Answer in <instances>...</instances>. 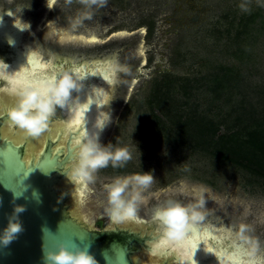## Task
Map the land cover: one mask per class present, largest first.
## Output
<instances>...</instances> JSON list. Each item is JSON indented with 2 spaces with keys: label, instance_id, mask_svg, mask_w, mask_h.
Listing matches in <instances>:
<instances>
[{
  "label": "rangeland",
  "instance_id": "374dc122",
  "mask_svg": "<svg viewBox=\"0 0 264 264\" xmlns=\"http://www.w3.org/2000/svg\"><path fill=\"white\" fill-rule=\"evenodd\" d=\"M2 1L0 16L4 15ZM30 1H36L35 10L17 17L25 28V23L30 25L24 40L34 45L44 61L64 71L97 62L128 69L115 74L99 139L104 144L128 147L132 158L123 167L99 169L94 182L84 186L78 207L112 228L115 222L104 211L106 187L117 177L151 171L155 179L144 193L135 219L151 223L157 207L166 201L188 204L191 189L202 187L207 189L205 219L199 225L231 229L232 236L240 225H246L247 235L259 244L257 256L264 260V179L219 159L213 150L215 145L203 150L196 142L200 126L208 122L215 125L216 136H211L215 144L224 133L243 141L245 132L261 118L242 123L246 125L242 131L234 127V118L224 119L241 100L259 113L256 118L264 114V29L256 30L258 37L246 65L234 59L231 46L224 45L228 42L225 30H231L230 38L234 36V13H248L240 8L245 0H108L84 28L65 36L44 34L45 23L57 18L59 25L67 27L66 18L77 6L59 12L49 10L40 0ZM247 2L250 12H259L264 19V0ZM256 26H260L259 22ZM90 35L97 41L88 42ZM231 65L240 71L239 89H229L226 95L214 99L208 90L209 76L221 66ZM0 102L3 110L6 104L2 99ZM52 118L47 130L54 125L58 132L62 123ZM198 119L196 125L190 124ZM5 123L12 134H21L7 118L0 117V124ZM182 124L183 133L179 129ZM46 139H50L48 133ZM118 224L141 237L146 235L148 243L161 233L156 230L158 223L153 226L156 231L141 223ZM142 253L145 250L137 256ZM165 262L164 259L161 264Z\"/></svg>",
  "mask_w": 264,
  "mask_h": 264
},
{
  "label": "clouds",
  "instance_id": "9594fccd",
  "mask_svg": "<svg viewBox=\"0 0 264 264\" xmlns=\"http://www.w3.org/2000/svg\"><path fill=\"white\" fill-rule=\"evenodd\" d=\"M107 3L108 0H45V6L49 10L58 9L61 12L71 9L73 5L77 7L67 16V27L59 25L57 18L48 20L45 23L44 34L65 36L76 32L84 28L86 22L92 21L96 12L104 8ZM30 7V0H26V6H21L19 12ZM240 8L244 12L251 10L247 0L240 4ZM25 24L27 27L23 30H29L30 25ZM113 70L126 72L128 69L114 63ZM83 87L82 79L68 71H62L54 78L44 79L37 84L20 86L13 92L15 100L4 111V116L27 137H39L48 129L49 120L57 109H64L74 101L77 96L73 97L72 93H79ZM135 147L139 152L136 144ZM131 158L132 153L128 147L116 146L111 142L101 143L99 132H92L86 134L77 144L74 163L65 173L67 177L88 185L94 182L95 174L99 169L109 165L113 168L123 167ZM154 179L151 171L115 178L106 187L107 204L104 211L117 223L135 218L138 205L144 200V193L150 188ZM206 191L205 188L194 187L188 193L192 197L188 204L166 201L155 209L153 217L162 225L164 239L172 244H178L187 233L205 219L203 210L206 205ZM24 210L23 206L16 205L6 217L7 222L0 229V247H7L23 231L19 214ZM248 231V227L242 224L233 235L237 241L247 245L244 255L254 260L260 247L256 240L247 235ZM43 264H98V261L86 248L70 249L61 242L54 248L47 246L43 248Z\"/></svg>",
  "mask_w": 264,
  "mask_h": 264
},
{
  "label": "water",
  "instance_id": "95a60500",
  "mask_svg": "<svg viewBox=\"0 0 264 264\" xmlns=\"http://www.w3.org/2000/svg\"><path fill=\"white\" fill-rule=\"evenodd\" d=\"M1 4L2 10H12L14 7L4 1ZM8 46V51L15 54L16 49L12 48V44L2 41L0 52L7 51ZM5 57L12 59L15 55L6 53ZM0 93L5 91L0 90ZM52 117L61 123L66 119L59 108ZM1 135L0 131V229L5 226L6 217L14 206H23L25 210L19 214L23 231L7 247H0V264H43V248H54L61 242L70 249L86 248L98 264H135L133 254L142 249L148 251L146 235L141 237L140 233L120 227L117 223L112 228L105 227L74 204L68 197L67 189L58 186L66 175L64 166L74 155L69 140L65 142V151L52 153L56 140L46 139L43 149H47L41 161L46 158L55 163L51 167L29 165L32 170L26 176L23 166L13 160V149L20 144L14 145L10 140L1 139ZM15 151L20 160H29L23 157L22 146Z\"/></svg>",
  "mask_w": 264,
  "mask_h": 264
},
{
  "label": "bare ground",
  "instance_id": "6f19581e",
  "mask_svg": "<svg viewBox=\"0 0 264 264\" xmlns=\"http://www.w3.org/2000/svg\"><path fill=\"white\" fill-rule=\"evenodd\" d=\"M45 5V0H40ZM14 13H8L6 17L0 16V41L5 44H12V48L16 49V52L11 51L14 58L10 59V64L6 65L5 61H0V79H4L9 88H12L10 80L17 76V73H23L20 79H41L47 77L50 79L52 76H56L63 70L62 67H53L51 62H46L42 59L37 49L33 44L24 40L25 26L20 24L21 21ZM88 42L94 43L97 38L94 35H90L87 39ZM1 46H4L2 44ZM145 64V60L142 61ZM47 66V67H42ZM75 68H79L80 71H75ZM74 76L80 77L84 87L79 93L73 92L72 96L77 98L70 102L68 106L62 109L65 122L61 124V130L56 131V126H52L49 130H46L39 137H27L21 130V134L16 136L11 133L10 126L5 123L1 130V139L10 140L14 145L22 144L25 140L26 143L23 147V157L30 159L33 156H39L43 150L46 134H49L51 140H56V145L52 148V153L57 151H65V142L70 141V146L73 149V159L64 166V169H69L75 160V149L77 144L75 141L79 139L82 141L84 136L88 133L99 132V138L102 132L103 123L106 117V108L111 97L112 85L115 80L116 72L113 70V64L110 62L102 63L97 62L93 65H82L80 67L74 66V69L70 71ZM106 77V78H105ZM135 82V81H134ZM8 90L7 94L0 93V100H4L3 111L11 106L15 100V96L11 90ZM3 94V95H2ZM91 101V103H89ZM0 106L1 102H0ZM0 107V110H2ZM81 109H85L83 112L82 125L75 132L70 131L66 125ZM1 141V140H0ZM61 189L68 190L69 199L79 206L82 201L83 188L85 184L76 181L71 177L65 175L64 179L58 183ZM154 223H147L146 221L138 220L135 218L125 219L121 222H131L132 224L141 223L142 226L149 227L153 230L155 223H158L156 230L161 231L159 235L152 237L151 241L147 243L148 251L138 255L135 253L132 259L135 264H161V261L165 259L164 264H193L192 259L189 258V250L182 240L178 244H173L172 251L167 253L154 254L152 250V244L158 242L163 237L162 225L158 220L154 219ZM114 221V220H113ZM117 223L116 221H114ZM118 224V223H117ZM128 224V223H127ZM155 230V231H156ZM193 231L194 236L200 237L198 241V247L194 252L193 259L196 264H233V261L227 258H221L216 255L217 251L227 250L229 255H234L235 250L231 247L233 243L239 245L243 242L237 241L229 231H224L219 228L210 226L197 225ZM244 245L243 252L239 255L241 264H248V262H254V264H264V260L257 256L254 260H250L244 255V250L247 245ZM208 248L214 249L213 253L207 251ZM182 250V251H181Z\"/></svg>",
  "mask_w": 264,
  "mask_h": 264
},
{
  "label": "trees",
  "instance_id": "16d2710c",
  "mask_svg": "<svg viewBox=\"0 0 264 264\" xmlns=\"http://www.w3.org/2000/svg\"><path fill=\"white\" fill-rule=\"evenodd\" d=\"M258 22L260 26H256ZM231 25L235 28L234 36L230 38L229 33L231 30H225L224 33L227 35L228 42L224 45L231 46L233 48L232 56L234 59L246 65L251 61V48L258 37V35H255L256 30L262 31L264 29V19L259 12L251 11L239 16L234 13ZM217 33L220 34L222 32ZM217 39L220 41L218 37ZM230 39L231 41H229ZM240 78L241 74L237 70V67L232 65L221 66L218 72L210 74L209 81L211 83L209 82L208 90L212 92L214 99L220 98L224 94L226 95L229 89H239L238 83ZM245 103L246 101L241 100L240 103L231 108V112L224 118H234V127L240 128L241 131L246 129V125L242 123L248 119L258 120L261 118L252 130L245 132V139L243 141L234 138L233 134L224 133L216 139L217 143L215 144L211 139V136H216L213 128L215 125L212 122H208L200 126L201 129L196 142H198L197 145L204 147L203 150L210 149L215 145L213 150H215L216 156L219 159L247 169L264 179V114L256 118L259 113H256L252 108H248ZM198 122L199 119L195 122L192 120L190 124L196 125ZM179 129L183 133L185 131V124H182Z\"/></svg>",
  "mask_w": 264,
  "mask_h": 264
},
{
  "label": "snow or ice",
  "instance_id": "6c2138e0",
  "mask_svg": "<svg viewBox=\"0 0 264 264\" xmlns=\"http://www.w3.org/2000/svg\"><path fill=\"white\" fill-rule=\"evenodd\" d=\"M42 67H47V66H42ZM75 71H80L79 68L75 69ZM24 75L23 73H17V76L13 79L10 80V83L12 84V88L10 89L12 92H14L18 87L20 86H24L27 85L29 83L31 84H37L39 81H42L44 79H48L47 77H43L41 79H20V77ZM51 78H54V76H52ZM106 78V77H105ZM85 111V109H81L79 112L76 113V115L70 120V122L67 123L66 127L70 130L75 132L77 129H79L82 125V121H83V112ZM0 117L6 119V117L4 116V111L0 110ZM80 141L79 139H77L75 141L76 144H78ZM26 143V142H25ZM25 143H22L21 145H24ZM21 145H19L18 147L13 149V160L14 161H18L20 166H23L24 169V175L28 174L29 171H31V167H29V165H34V166H39V167H51L52 164L55 163V161H49L46 158L41 161V156L42 154L45 152V149H43L41 151V154L39 156H33L31 157L29 160H20L18 158L17 152L15 151V149H18ZM57 151H60L59 148H57ZM19 172L21 171V167L18 168ZM18 172V173H19ZM193 231H195L194 229L192 231H190L189 233H187L183 239V241L185 242L188 250H189V258L192 259L193 264H195V261L193 259V255L195 250L197 249L198 245V241L200 239V237L198 236H194L193 235ZM231 247L235 250V254L234 255H229L227 253V250H220L216 252V255H219L222 259L223 258H227L233 261V264H241V261L239 260V255L243 252L244 249V245L243 243L237 245L235 243H233L231 245ZM173 249V244L168 242L166 239L161 238L158 240V242H154L152 244V250L154 254H159V253H167L169 251H172ZM182 251V250H181ZM208 252L213 253L214 249L212 248H208L207 249ZM248 264H254V262H248Z\"/></svg>",
  "mask_w": 264,
  "mask_h": 264
},
{
  "label": "flooded vegetation",
  "instance_id": "af4514ba",
  "mask_svg": "<svg viewBox=\"0 0 264 264\" xmlns=\"http://www.w3.org/2000/svg\"><path fill=\"white\" fill-rule=\"evenodd\" d=\"M4 1V0H3ZM2 1V2H3ZM5 2V1H4ZM30 4H31V7H30V9H28V8H25V9H23L21 12H19V8L21 7V6H26V1H24V2H21L20 0H16V2L13 4L14 5V7H13V9L11 10H1L2 12H3V16H4V18L6 17V15L10 12H12V13H14L16 16H18V15H20V17H23L24 15H26V13L27 14H31L32 12H33V10H35V7H36V1H30ZM2 5V4H1ZM8 5H10V4H8ZM28 21H29V19H28ZM8 48H9V46L8 47H6V49H7V51H5L4 53L3 52H0V61H5V64L6 65H8V64H10V62H9V60L10 59H7V57H5V54L6 53H9L10 55H11V52H9L8 51ZM5 57V58H4ZM10 88H9V86H8V84L6 83V81L4 80V79H0V90H3V91H5V93L7 94V92H8V90H9ZM4 93V94H5ZM152 223H154V221L152 222Z\"/></svg>",
  "mask_w": 264,
  "mask_h": 264
}]
</instances>
